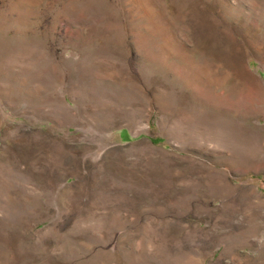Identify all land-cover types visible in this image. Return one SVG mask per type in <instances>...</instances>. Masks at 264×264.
Listing matches in <instances>:
<instances>
[{
	"label": "rangeland",
	"instance_id": "rangeland-1",
	"mask_svg": "<svg viewBox=\"0 0 264 264\" xmlns=\"http://www.w3.org/2000/svg\"><path fill=\"white\" fill-rule=\"evenodd\" d=\"M0 264H264V0H0Z\"/></svg>",
	"mask_w": 264,
	"mask_h": 264
}]
</instances>
